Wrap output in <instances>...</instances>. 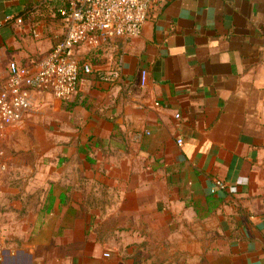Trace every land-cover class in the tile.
Masks as SVG:
<instances>
[{"label": "crops", "instance_id": "crops-1", "mask_svg": "<svg viewBox=\"0 0 264 264\" xmlns=\"http://www.w3.org/2000/svg\"><path fill=\"white\" fill-rule=\"evenodd\" d=\"M57 7L0 0V85L11 62L33 66L63 38ZM80 49V62L101 60L85 62L96 72L84 89L90 145L44 164L42 204L29 187L4 199L0 175V264H112L97 241L84 249L85 164L116 211L186 223L187 253L202 221L206 264H264V0H159L140 36ZM8 157L17 163L2 154V168ZM215 179L228 188L212 193Z\"/></svg>", "mask_w": 264, "mask_h": 264}, {"label": "rangeland", "instance_id": "rangeland-1", "mask_svg": "<svg viewBox=\"0 0 264 264\" xmlns=\"http://www.w3.org/2000/svg\"><path fill=\"white\" fill-rule=\"evenodd\" d=\"M80 50L79 48L77 52ZM87 60L94 65L101 64V60L93 54L81 59V64ZM95 76L96 72L83 75V90L69 100H59L49 92L36 93L32 107L25 117L10 127L4 138H0V155L18 157L21 162L19 165L18 158L16 163V158L8 157L4 167L0 165L6 195L4 199L23 198L29 187L42 204L48 188L44 164H52L55 160L52 155H57V151H66L67 155L74 151L73 156H79V148L83 149L82 145L86 140V145H90L85 120L90 113L92 101L90 93H85L84 89L91 86L89 80L95 79ZM50 152L51 156H48ZM82 162L85 163V160ZM79 163L66 160L68 168L79 166ZM21 165H31L36 171L23 169ZM86 170L85 164L82 174V179L86 180L83 183L82 207L85 250L89 252L97 241L103 258L113 260L112 264H206L203 251L205 226L202 221L194 223V252L191 253L189 241L187 253L186 223L178 227L165 218L160 219L150 213L146 216L152 217V220H141L139 209L134 207L129 215H124L122 209L116 211L114 193L105 187L107 183L100 186L90 181L91 176L86 174ZM68 177L74 178L75 174L69 173ZM39 203L36 209H40ZM10 210L8 209V213H11ZM176 230L183 234L177 236ZM38 240L42 241V238L39 237ZM105 253L110 256L106 257ZM88 257L91 258L92 255L85 253V258Z\"/></svg>", "mask_w": 264, "mask_h": 264}, {"label": "built area", "instance_id": "built-area-1", "mask_svg": "<svg viewBox=\"0 0 264 264\" xmlns=\"http://www.w3.org/2000/svg\"><path fill=\"white\" fill-rule=\"evenodd\" d=\"M46 1L58 3L57 12L65 25V34L39 63L9 64L7 79L0 85V138L25 117L36 93L49 92L59 100H69L77 94L83 75L94 71L91 63L81 64L78 49L86 45L96 47L117 37L140 36L151 6L159 0ZM18 22L22 19L18 18ZM146 75L143 71V83ZM178 142L182 143V139ZM227 188L225 181L215 179L210 191L216 193Z\"/></svg>", "mask_w": 264, "mask_h": 264}]
</instances>
